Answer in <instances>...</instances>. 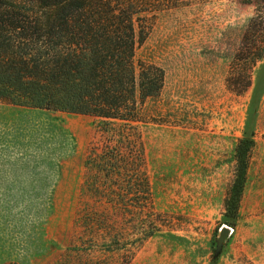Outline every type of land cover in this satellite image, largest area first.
<instances>
[{
    "label": "rangeland",
    "instance_id": "rangeland-1",
    "mask_svg": "<svg viewBox=\"0 0 264 264\" xmlns=\"http://www.w3.org/2000/svg\"><path fill=\"white\" fill-rule=\"evenodd\" d=\"M179 1L135 47L164 72L142 108L136 170L98 175L90 158L109 137L95 117L0 104V264H264V54L250 70L235 58L264 0ZM232 72L238 89L250 73L244 93ZM242 138L253 143L233 216L224 199ZM102 181L114 202L92 193Z\"/></svg>",
    "mask_w": 264,
    "mask_h": 264
},
{
    "label": "trees",
    "instance_id": "trees-1",
    "mask_svg": "<svg viewBox=\"0 0 264 264\" xmlns=\"http://www.w3.org/2000/svg\"><path fill=\"white\" fill-rule=\"evenodd\" d=\"M179 2L0 0V104L95 117L109 137L100 153L91 152L98 175L108 180L114 169L136 170L143 161L142 108L147 99L159 94L164 72L155 64L138 61L135 47L146 37L156 15ZM263 19L258 14L250 19L242 48L235 55L236 60H251L249 70L264 54ZM256 33L260 34L258 42L254 41ZM243 78L241 89L238 73L232 72L228 79L238 94L251 83L250 73ZM252 143L250 138L239 140V176L224 199L228 215L237 214ZM90 187L99 202H114L107 181ZM141 187L148 193L146 181ZM149 224L153 228L146 236L156 229ZM98 236L100 233L92 235L94 242ZM111 242L101 244L110 247Z\"/></svg>",
    "mask_w": 264,
    "mask_h": 264
},
{
    "label": "water",
    "instance_id": "water-1",
    "mask_svg": "<svg viewBox=\"0 0 264 264\" xmlns=\"http://www.w3.org/2000/svg\"><path fill=\"white\" fill-rule=\"evenodd\" d=\"M229 235H230V228L226 225H223L219 229V235L217 238V245H216V252L220 251V249L222 248L224 239Z\"/></svg>",
    "mask_w": 264,
    "mask_h": 264
}]
</instances>
